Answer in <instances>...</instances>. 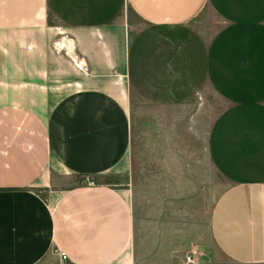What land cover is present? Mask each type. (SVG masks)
I'll return each instance as SVG.
<instances>
[{
  "label": "crops",
  "instance_id": "0c3cea01",
  "mask_svg": "<svg viewBox=\"0 0 264 264\" xmlns=\"http://www.w3.org/2000/svg\"><path fill=\"white\" fill-rule=\"evenodd\" d=\"M206 86L225 103L207 128ZM190 248L264 264V0H0V264H168Z\"/></svg>",
  "mask_w": 264,
  "mask_h": 264
},
{
  "label": "rangeland",
  "instance_id": "374dc122",
  "mask_svg": "<svg viewBox=\"0 0 264 264\" xmlns=\"http://www.w3.org/2000/svg\"><path fill=\"white\" fill-rule=\"evenodd\" d=\"M130 18L135 21V18L129 13ZM197 103L196 109L201 110L198 121L205 128L215 119L217 114L222 110L225 103L221 100L208 86L203 88L202 93L195 96ZM140 112L135 115L133 124V136L136 144V149L141 158H151L156 152L147 151L149 145L159 144V106L153 104L141 105ZM199 110V111H200ZM156 115V117L154 116ZM147 147V148H146ZM92 180L93 182H112L106 177H81L79 183ZM215 177L213 175V191L211 201L213 202L218 193L215 187Z\"/></svg>",
  "mask_w": 264,
  "mask_h": 264
},
{
  "label": "built area",
  "instance_id": "2783aa9c",
  "mask_svg": "<svg viewBox=\"0 0 264 264\" xmlns=\"http://www.w3.org/2000/svg\"><path fill=\"white\" fill-rule=\"evenodd\" d=\"M88 184L91 185V184H94V182L92 180H88ZM56 251L62 260H65L67 258L65 252L59 251L57 249ZM199 257H200L199 252L195 250L194 248H190L184 253L180 261L168 263V264H205L204 262L200 260Z\"/></svg>",
  "mask_w": 264,
  "mask_h": 264
}]
</instances>
